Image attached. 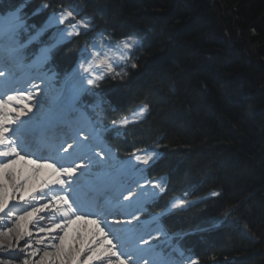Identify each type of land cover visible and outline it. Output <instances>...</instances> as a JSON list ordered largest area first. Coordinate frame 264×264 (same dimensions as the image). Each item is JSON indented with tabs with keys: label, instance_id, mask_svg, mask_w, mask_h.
Masks as SVG:
<instances>
[{
	"label": "trees",
	"instance_id": "obj_1",
	"mask_svg": "<svg viewBox=\"0 0 264 264\" xmlns=\"http://www.w3.org/2000/svg\"><path fill=\"white\" fill-rule=\"evenodd\" d=\"M11 5L23 6L32 29L71 8L96 32L140 38L129 61L137 67L82 99L98 96L104 125L149 105L138 122L104 137L121 158L140 148L161 152L147 168L149 178L167 179L152 212L176 195L199 198L166 214L162 224L171 234L192 231L179 243L200 263L264 264V0H0V9ZM42 5L49 6L33 15ZM56 33L48 29L43 43L24 50L27 56ZM93 35L70 37L51 51L58 78ZM209 189L218 195L203 196Z\"/></svg>",
	"mask_w": 264,
	"mask_h": 264
},
{
	"label": "snow or ice",
	"instance_id": "obj_2",
	"mask_svg": "<svg viewBox=\"0 0 264 264\" xmlns=\"http://www.w3.org/2000/svg\"><path fill=\"white\" fill-rule=\"evenodd\" d=\"M49 5H42L41 8H46ZM41 8L36 9L33 15L40 12ZM77 13L69 8L57 15L55 12L48 19V21L40 28L32 32L30 26L23 15V6L11 5L6 9H0V34L7 38L10 42L8 49L9 55L15 58L18 56L21 49L26 48L28 45L36 42L43 43L41 37L52 26L56 27L58 36L51 39V43L44 44L37 52L34 53L35 65H40L48 58V53L52 48L64 43L69 37H79L81 35L88 36L90 32L94 33L93 36L79 49L80 55L77 59L76 66L73 68V77L78 81V88L76 94L79 92H92L93 88L106 79L122 78V72L116 69L121 65L127 67L129 61L132 60L133 55L137 48L141 46V40L135 34L123 35L120 39H115L112 33H107L105 30L96 32L93 28L91 21L87 18H76ZM65 25V27H60ZM24 33H28L27 39L23 43L20 41L24 37ZM4 50L0 48V53ZM118 52L119 57L115 60L108 56L109 52ZM137 67L136 62L131 63V68ZM9 75L8 71L0 70V78ZM40 79V77H34ZM34 89V90H33ZM44 89L39 84H33L32 89H18L14 90L12 94H0V220L5 217L9 222L15 224L17 231L16 243L28 237V241L24 244V258L21 264H32L29 257H35L39 249L33 251V244L31 243L32 233L28 231V225L32 223L29 218L36 217L37 221L48 219L50 223L47 226L38 227V238L36 245H40L42 236H48L51 241V247L56 249L55 256L60 258L63 250V241L65 238L66 229L77 221L86 219L88 215L84 212L82 206L73 197L75 185L80 182L82 177L91 175L94 167L93 160L87 153H81L84 146V141L80 139L79 135L72 139L69 143L65 139L60 143L56 150L55 157L45 158L51 159V162L38 163L36 159H28V163L34 165L32 169L33 174L42 168L52 169V173L48 178L41 181V190L31 194L28 199L19 196L23 201L25 207L17 208L16 205H10L6 196L8 193L5 191L3 179L12 175L11 167L17 163V159L24 161L28 155V148L31 146L26 141V135L32 136L33 142L38 138L37 133L45 128L44 121L49 123H56L62 120V115L57 109L51 112L46 117H41L38 113L41 111L39 97L44 94ZM55 104L56 101H53ZM149 105L143 103L133 110V117H143L148 111ZM127 116L122 117L119 121H114V125H127L129 123ZM24 130V131H22ZM64 155H60V152ZM79 154V155H78ZM100 162H103L105 157L98 154ZM137 161L142 159L141 155L136 154ZM160 158V153L155 149L145 150L143 152V163L150 165L155 163ZM79 161V162H77ZM145 171V170H142ZM54 177V178H52ZM23 182L13 184L12 199H17L16 190L23 188ZM163 178L158 181L151 182L153 195L157 188L162 189ZM141 190H145L141 188ZM129 190V195L125 196V200L132 197ZM213 196L218 193L213 192ZM33 201H38V204H33ZM184 200L180 199L172 204V207H182ZM49 207H55V212L52 217H45L43 215L37 216L36 214L43 213ZM63 208V211H61ZM22 213V214H20ZM55 213H59L60 222H57ZM88 223L94 224L95 230L92 232L91 242L87 247L85 253L84 264H89L93 260L107 261V264H129V260L124 257V253L120 252L117 245L113 243L110 238V233L105 230L106 220L102 221L99 217L86 220ZM112 223H122L120 220H113ZM123 223H131V221H124ZM13 228L7 227L6 233L11 234ZM57 231L64 233V235L53 236ZM5 234V232H0ZM59 239L60 244L57 245L55 240ZM144 244L149 241L144 240ZM12 244V241H9ZM2 250V249H0ZM49 255L48 252L44 253V257ZM41 257L38 264H47V261ZM9 250L8 259L0 260V264H10L12 259H17ZM189 264H199L198 259L185 257Z\"/></svg>",
	"mask_w": 264,
	"mask_h": 264
},
{
	"label": "rangeland",
	"instance_id": "obj_3",
	"mask_svg": "<svg viewBox=\"0 0 264 264\" xmlns=\"http://www.w3.org/2000/svg\"><path fill=\"white\" fill-rule=\"evenodd\" d=\"M56 15H57V17L59 16V14H56ZM52 27H55V26H52ZM0 36H2V34H0ZM2 41L4 43V46H3L4 50H8L10 48L9 40L7 38L3 37ZM108 56L115 60L116 58L119 57V53L115 52V51L109 52ZM11 60H12V63H13V60H16L18 62V56H16L15 58L12 57ZM46 62L47 61H44L40 65H35L34 63H31V65H30V63H25V62L19 63L17 65L19 67L18 70L21 72L20 74H22L21 78H18L19 82L22 85L25 83V81L30 79L29 84H31V86L27 85L25 88L32 87L33 84H39L45 90L44 94L49 92V93L57 96L58 98H59V96H62V98H61L62 99V105L68 107V110H67L68 113H71V112H73L75 114L78 113V110L75 107L77 102L75 103V101L77 98H78L77 99V101H78L84 92H81V94H77V98L74 97V94L76 93V89L78 88V81L75 80L73 75H72L73 69L71 70L72 72H70L68 75H66V77L63 78L59 82V84H57V83H54L52 74L49 72L43 71V69L41 68ZM130 65H131V63L129 62L127 67ZM125 68L126 67L124 65H121L116 70L121 71L122 74L124 75L125 71H126ZM34 77H40V79H34ZM15 90H18V88H16ZM8 94H12V92H9ZM42 95L39 97L41 111L38 113V115L43 118V117H45L48 108L46 106V103H47L45 100L46 96L44 95V97H42ZM93 105H96V107H95V109L93 108L94 110H93V113L91 114L92 119H94V117H97L98 112L96 109H97V107L100 106L99 100L94 99ZM77 116L79 117L80 120H83L85 118V116H83V115L82 116L77 115ZM139 118H141V117L137 116V117H133L132 119L138 120ZM99 123H100L99 119L98 120L94 119L93 122H91L89 125L90 131L93 133V137L90 141H91V143L94 144L93 145V144L89 143V150L92 148L90 146L93 145L94 147L92 148L93 150L88 152L87 157L90 156L93 160L94 167L92 169L91 174H94V175H96L97 172L104 173V171H103L104 168H106V166L109 165L110 162L114 163V161L110 160V159H112V157H110V159H108L106 154H104L102 152H98V150L95 149V146L97 147L98 144L100 143V140H102L101 137L98 136V133H99V130L101 127ZM116 125H119V124H116ZM76 129H77V127H76ZM31 139H32V136L27 138L26 141L28 142V140H31ZM80 139L82 140V138H80ZM46 140H48V137ZM46 140H42V143H44L45 146L49 147V143L51 141L49 143H46L47 142ZM71 142L72 141H70L69 143H71ZM84 146H85V149L88 148L86 143H84ZM149 149H155L157 152H159L157 150V148H155V147H153V148L151 147ZM149 149H143V150L134 152L131 155H129V157L126 158L125 160L115 159V157H114L115 165L110 166L111 168H110L109 175H113L118 171L117 167H118V164L120 162L125 161L124 165L128 166L127 169L124 168V170H127L128 173L125 174V176L124 175L122 176L123 178L120 180L119 187H116V188L122 189L124 191V197L126 195V192H125L126 190H130L133 195L136 194V192H135L136 190H134V188L136 189L137 186L139 189H141V188L145 189V190H143V192L148 194L149 193L148 190L153 191V189L151 187V182L160 180V179H155L153 181H150L146 178L145 171H142V170H145V167L147 166L143 163V152L145 150H149ZM49 150H50V147H49ZM32 151L33 150H30L29 153H31L33 155ZM107 152H109V151H107ZM112 153L114 154L113 150H112ZM112 153H109V154H112ZM62 154H63V152L61 150L60 155H62ZM98 154L103 155L105 157L103 162H100V160L98 158ZM136 154L141 155L142 159L140 161L136 160V158H135ZM51 157H54V154ZM87 157H86V159H87ZM77 162H79V161H77ZM5 179H7V178L5 177ZM86 179H87L86 182L90 181L88 176ZM81 180L82 179H80V182H79L80 184H81ZM40 181H41V177H40V179H38V176H36V175L32 176V185H35L36 188L41 187ZM80 184H78L77 187L75 188L76 191L81 189ZM85 185H88V183H86ZM163 187H164V180H163L162 189H163ZM162 189L157 188L155 190L156 194L153 195V197L157 196L162 191ZM111 192H112V194H115L114 191H111ZM124 197H123V195H121L119 200L124 199ZM153 197H151V199H153ZM90 199L95 200V197L90 195ZM117 199H118V197L113 196V199H108L107 203L110 202V204H111L109 209L115 208L114 212L116 213V215H118V217L105 215V218L107 219L106 220L107 223H109L110 221L112 222L113 220H121V222L122 221L124 222V221H127V219H129V218H132V217L134 218V220H132V219L129 220V221H131V223H125V224L121 225V227H119L120 230L122 229L121 231L123 232V237L118 238L117 234H115L116 233L115 230H112L111 235H110V238L113 239L112 240L113 243H115L117 246H119V249L121 250V252L126 253V258L132 262L130 264H151L152 259H156V258L159 259L156 264H188L187 262H182L184 259H178L179 253L177 254L175 249L172 248L171 237L164 235L162 233V230L159 227V225H157V223H158L157 218L158 217H154L153 220L148 221L146 224H144L145 222L138 223L137 220L140 216L139 213L143 212L142 208H137L135 212L131 211V213L129 215L122 216L120 211H119L120 209L116 208L118 205L115 204V202H112V201H117ZM151 199H149V200H151ZM176 199L178 201L181 198H176ZM184 202H185L184 203V205H185L187 202L186 201H184ZM125 203H126V200L121 201V204H125ZM16 207L21 208L22 206L17 204ZM174 208H176V207H172V204H171L166 209V211L172 210ZM20 214H22V213H20ZM53 214H54V212H53ZM53 214H52V216H53ZM134 221H136L135 222L136 225L134 224ZM153 221H155V222L153 223ZM3 222L6 225V228L14 226L13 227L14 232L9 234V235L5 234L2 237L0 236V249H2V250H0V260H7L9 250H10L13 255H16V256L19 255L21 258L19 261L12 259L10 261V264H21V261L24 258L23 249H24L25 243L22 242L21 244H17L13 241L12 244L10 245L9 244V237L11 238V240L16 238L17 231L15 230V224L12 222H11L12 224H10L7 217H5L3 219ZM57 222H59V221H57ZM114 229H116V228H114ZM30 232L32 233L31 241H35V243H36V239L38 238V229H34L33 225H31V231ZM60 235H64V233H62ZM66 238H68V240L70 241V245L73 246L74 248L76 247V245L78 243L83 241L81 236H80V238L75 237L73 231L67 233V235H65L64 239H66ZM144 240H147L149 242H153L155 240H161V243H159L158 245H155V247L158 248V250L155 249L154 255L150 254V247H149L150 243L144 244L143 243ZM33 251H34V249H33ZM53 252L55 255L56 249ZM155 254H156V257H155ZM66 256L70 260L76 259V256L74 255V253H72V251H70V249L68 247H66V248L63 247L60 258L57 259L55 256V258L58 260L57 264H64L63 259ZM32 258L33 257H29V259L32 261V264H38L39 260L38 261L34 260V259L32 260ZM51 258L52 257L50 255H48L47 257H44V259L46 261L51 259ZM40 259H41V257H40Z\"/></svg>",
	"mask_w": 264,
	"mask_h": 264
},
{
	"label": "bare ground",
	"instance_id": "obj_4",
	"mask_svg": "<svg viewBox=\"0 0 264 264\" xmlns=\"http://www.w3.org/2000/svg\"><path fill=\"white\" fill-rule=\"evenodd\" d=\"M10 59H11V56L9 55V52H6V56H5L6 63H8L10 61ZM34 60H35V58L33 59V61ZM0 65L1 66L2 65L3 66H6V64L3 61L0 62ZM7 71L9 73H12L9 69H7ZM18 72L20 73L19 70H18ZM79 94H81V92H79ZM44 95L46 96V98H45V100L47 102V105L46 106H48V108L50 107L51 110H54L56 106H58V105H60L62 103V99H61L62 96H59V98H58L57 96H55V95H53V94H51L49 92L43 94L42 97H44ZM74 97L77 98V94L76 93L74 94ZM53 101H56V103L54 104ZM57 109L59 110V112L61 113V115L65 116V114H64V110L65 109L64 108H57ZM56 110H54V111H56ZM132 116L133 115H130L128 117L129 120H132ZM45 129H48L46 123H45ZM45 129L41 130L39 133L40 134H43L44 131H45ZM82 130H88L87 127H85L84 124H83ZM59 131L60 132H63L65 134V132H67V128L66 129L65 128H61V129H59ZM27 136L28 135H26L25 138H27ZM52 137H53V139L57 140L58 142H60L61 140L64 141L65 139L70 140L72 138V133L70 132L67 135H65L64 137H60L57 134V132H56ZM31 142H33V141H31ZM40 144H41L40 138L38 140H35V142L31 143V145H36V146H40ZM52 146H53V144H52ZM43 149H44L43 147H40L39 152L37 154L38 157L33 158V159H36L37 162H38V160L40 158H42L41 157L42 156L41 151H43ZM97 149H99V151H102L104 154H106V156H107L108 159H110V157H112V159H110V160L114 161V163L110 162L109 165H107L106 168H104V170H103L104 171L103 177L105 178L106 175L109 173L107 171L108 167L115 165V159H114V156H112V154H109L110 151L107 152L108 149L105 148L101 142L97 146ZM56 150H57V148H55V151ZM50 153L52 154L53 151H51ZM84 153H86V152H83V150H81V153H79V154H84ZM51 156H50V158H51ZM27 161H28L27 159H25L24 161H21V160L17 159V163L14 164L11 167L10 170H6V171H11V173H12V175L10 177H7L6 176L7 179H5V178L3 179V183L5 185V191L8 193V195L6 196V199L8 200V202H9L10 205L11 204L12 205L13 204L14 205L19 204L20 206L25 207L23 201L19 199V196H23L25 199H28L31 194H33V193H35L37 191V189H35L34 187H31L29 189V184H30L29 183V177L30 176L36 174V175L39 176V178L42 177V178H45L46 179L52 173V169H50V168H42V169H40L39 171H36L33 174L32 169L34 167H32V169H31L30 168V165L31 164H29ZM38 163H44V162L43 161H40ZM124 163H125V161L124 162H120L118 164V170H119V172H117L116 174H114L113 176H110L108 178V181H107V184L108 185L107 186H105L106 182H101L102 183V187H101L100 192H102V190L104 188L106 190L108 187H110V185H113L114 187H116L118 185L117 180L118 181L120 180L119 177L121 175H123V174H127L128 173L127 170H124V168L125 169L128 168V166L127 165H124ZM52 178H54V177H52ZM21 182H23V185L24 186H23V188H18L16 190L17 199L14 200V199H12V193H13L12 185L13 184H19ZM187 184H189V183H187ZM134 190H136L135 191L136 194L133 197H131L129 200H127L126 204H128V205H127V209L126 210L134 209L135 207L142 205V202L143 201H146V200L150 199L151 197H153V193H152L153 191H151V190H148L149 191L148 194L144 193L141 189L138 188V186L136 187V189L134 188ZM126 192H127V195H129L128 190ZM213 192H216L217 193V191H214L212 189H209V191L203 192L204 193L203 196H207V197H210L211 196V197H213V195H212ZM103 193H105V192H103ZM190 199H191L192 203H196V202L199 201V198L197 199L196 196L195 197H190ZM176 201H177V199H174L172 201V204L174 202H176ZM32 203L33 204H38V201H33ZM124 206H122L121 209H123ZM126 210H124V211L126 212ZM50 212H52V210H50ZM50 212L44 210L43 213L36 214V215L37 216H39V215L47 216V215L50 214ZM86 213L88 215L86 216V219L85 220L77 221V222L71 224L68 229H66V231H68L72 227H76L77 226L78 229L76 230V234H74V236L75 237H79V238L81 236L82 239H83V241L80 242V243H78L75 248L70 245L69 240H66L65 239L63 241V247L64 248L68 247L70 249V251H72V253H74V255L76 256V259L75 260H70L67 256L64 257V259H63L64 264H84L85 253H86L87 247H88V245H89V243L91 242V239H92L91 234L95 230V227H96L94 224L86 222V220L94 219V216L92 215L91 212H88L87 211ZM0 215H3V214H0ZM219 215H220V212H217L215 214V218L217 216H219ZM161 217L163 218L164 216L161 215ZM152 218L153 217L146 218L143 221H146V220L150 221ZM29 219L32 220V223H30L28 225V231L29 232L31 231V225H33V228L34 229H38V227H40V226H47L49 224V223H47V219H43V220H39V221H37L36 217H32V218H29ZM223 220H224V217H222L220 220H217L216 223H214V226H218L219 223H222ZM9 223L12 224L11 222H9ZM106 225H105V230L110 233V231L113 230V226L111 225L110 227H107ZM13 227L14 226H11V228H13ZM117 227H118L116 229V231L118 232L117 234L121 238V236L123 235V233L121 231L122 229L120 230V228H119V227H121V225H117ZM107 228H109V229H107ZM210 228H211V230H215L218 227H213V225H212ZM3 230L5 231V234H7L6 233V225L4 224L3 220H0V232H4ZM180 232L181 231L179 230V228H177V231L175 232V238H177V237L178 238H184L183 236L180 235ZM206 232H210L209 229H207ZM5 234H0V236L2 237ZM60 234H62V233L59 232V231H57L56 233H53L52 235L53 236H59ZM7 235H9V234H7ZM16 235H17V233H16ZM41 238H42V241L43 242L40 245H36L35 241H31V243L33 244L34 251L37 250V249H39V251H37V255L35 257H33L32 260L34 259V260H37L38 261V260H40V257H44V253L45 252H48L49 255L52 258L49 259V260H47V264H57L58 263V260L55 258V255H54V252H53L55 249L50 246L51 245V241L49 240V237L48 236H42ZM10 240H11V238L9 237V241ZM11 241L12 242L14 241L16 243V238L15 239H12ZM27 241H28V237L25 236V239L22 240V241H19L18 244H21L22 242L26 243ZM59 242H60L59 239H56L55 240V243L57 245L60 244ZM149 247H150V254L151 255H154V253H155L154 244L149 245ZM177 249L181 253H184L186 255V257H191L192 258V252H191L190 246H188L187 244L179 243L177 245ZM155 257H156V254H155ZM232 260H233V258L231 259V261ZM157 261H158V259L156 258V260L154 261V264ZM184 261H186L189 264V262H188L187 259H185ZM130 263H132V262L129 261V264ZM89 264H101V261H99V260H93V261L89 262ZM103 264H107V261H104Z\"/></svg>",
	"mask_w": 264,
	"mask_h": 264
}]
</instances>
